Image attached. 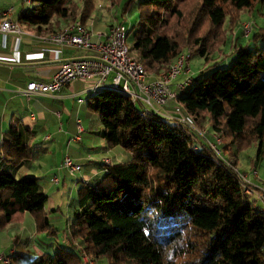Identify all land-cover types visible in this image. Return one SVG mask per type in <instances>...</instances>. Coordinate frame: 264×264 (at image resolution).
I'll list each match as a JSON object with an SVG mask.
<instances>
[{"label": "trees", "instance_id": "16d2710c", "mask_svg": "<svg viewBox=\"0 0 264 264\" xmlns=\"http://www.w3.org/2000/svg\"><path fill=\"white\" fill-rule=\"evenodd\" d=\"M110 2L121 5V15L137 13L127 39L145 71L158 77L184 51L203 60L199 75L218 65L221 60L212 61L227 44L225 25H238L264 0ZM33 3L19 20L51 33L60 21L85 25L96 9L94 0ZM230 54L236 55L231 65L194 76L175 102L196 128L219 138L220 152L230 153L232 162L187 124L134 105L119 91H97L86 101L96 117L92 126H100L107 147L122 149L125 159L102 167L94 184L78 182L69 249L39 259L14 255L13 263L83 264L85 255L109 264H264V209L234 170L241 151L255 147V158L264 156V30L233 45ZM1 150L0 161L10 163L31 155L13 126ZM47 200L37 178L0 172V231L29 214L37 234L55 236Z\"/></svg>", "mask_w": 264, "mask_h": 264}, {"label": "crops", "instance_id": "0c3cea01", "mask_svg": "<svg viewBox=\"0 0 264 264\" xmlns=\"http://www.w3.org/2000/svg\"><path fill=\"white\" fill-rule=\"evenodd\" d=\"M103 16L106 19L105 15ZM12 18L19 24L22 33L20 35L0 33V155L3 154L1 145L4 134L11 126L20 134L23 144L31 148V155L17 164L0 161V172L12 174L15 178L24 176L37 178L41 191L48 197L44 207L46 216L52 225H57L60 222L57 213L61 214V211L49 192L54 186L56 188L64 186L69 177L65 171L61 172V176L56 174L61 165L58 161H63L67 155L82 164L81 180L94 184L104 173L98 162L99 158L105 155L112 160L114 157L113 162H118L125 159V153L118 147H107L101 135V127L92 126L96 117L86 108L87 99L93 95L90 83L76 80L55 95L26 96L27 83L46 82L54 76L62 61L87 53L74 48L49 47L41 40L43 35L51 33L45 27L38 28L19 20L20 14L15 13V10L12 11ZM101 18L102 14L95 9L85 24L94 40L99 38L97 36L99 33L108 30L101 23ZM64 25L65 23L60 21L54 26V31ZM151 78L156 77L151 75ZM181 80L175 79L172 88L175 89V84ZM83 95H86V98H83ZM171 106L172 104L166 111L170 110ZM76 122H80L84 128L81 143L78 145L69 143L76 134ZM117 153L119 156H116ZM89 154L97 161L88 163L86 158ZM55 176L59 179L58 184L51 182ZM68 179L74 183L70 177ZM75 199L76 196L70 198L67 210L68 216L65 221L68 232L72 225V213L77 209ZM47 240L49 238L44 234H37L34 219L26 214L21 222L9 223L0 231V255L8 257L9 264H14L10 257L12 251L14 255L39 259L44 254H50L51 249L52 251L58 249L55 241L48 245ZM0 264L4 263L0 261Z\"/></svg>", "mask_w": 264, "mask_h": 264}, {"label": "built area", "instance_id": "2783aa9c", "mask_svg": "<svg viewBox=\"0 0 264 264\" xmlns=\"http://www.w3.org/2000/svg\"><path fill=\"white\" fill-rule=\"evenodd\" d=\"M32 4L33 0H25ZM28 14H31L30 12ZM248 27V26H247ZM128 29L123 24L112 25L106 32L99 33L96 40L91 31L78 22L66 24L59 30L43 35L41 40L49 47L62 49L74 48L86 52L81 56L68 58L62 61L54 76L46 82L31 81L27 83L25 94L55 95L69 87L74 81L80 80L91 84L92 94L102 89H113L128 96L134 105L141 104L145 109L165 118L172 119L190 126L199 136L207 141L216 153V144H212L206 137V132L196 128L186 116L182 107L178 105L176 97L179 91L191 84L190 78L175 84L172 83L182 73L186 63L190 59L189 54L182 53L173 61L168 70L156 78L145 71L136 56L131 55L127 46ZM0 33L20 35L19 24L12 18L11 9H0ZM111 76V80H109ZM172 104L171 109L166 108ZM76 134L69 140L70 144L81 143V135L84 128L80 122H76ZM217 137V136H216ZM220 140L217 137V143ZM88 163L97 161L92 154L87 155ZM98 162L105 168L113 164L109 156L102 155ZM62 167L72 180H79L83 165L75 162L71 157L64 156ZM237 177L245 187V193L257 198L264 209V190L254 191L248 185L247 178L237 169ZM257 174L254 172V176ZM51 182L59 183L58 177H53ZM14 255L12 251L10 257ZM0 261L9 264L10 259L0 255ZM83 264H95L82 255Z\"/></svg>", "mask_w": 264, "mask_h": 264}, {"label": "rangeland", "instance_id": "374dc122", "mask_svg": "<svg viewBox=\"0 0 264 264\" xmlns=\"http://www.w3.org/2000/svg\"><path fill=\"white\" fill-rule=\"evenodd\" d=\"M96 11L102 14L101 23L106 28H110L112 25L116 24H123L129 30L133 25L137 22V13H132L131 15L125 14L121 15V5L119 7L111 6L110 0H94ZM12 5V7L8 6ZM33 4H28L26 1L22 2V0H0V9H11L12 11L15 10V13H19L20 16L27 11L28 8H32ZM2 7V8H1ZM105 18L104 19V16ZM248 26V27H247ZM63 27V26H62ZM61 28L57 27V29ZM227 30V44L222 47L219 53H216L213 56V61H220L221 62L209 68H206L200 75L198 74L203 68V60L197 56H192L188 62L186 63L185 68L183 69L182 73L176 78V80L182 79L184 81L186 78H193L194 76L204 77L210 74L213 70L220 67H226L231 65L236 60V55H231L230 53L233 50V45L237 44H245L250 40V38L258 33L259 30H264V3L258 5L253 11L245 12L241 15L238 25L230 27L227 24L225 25ZM131 37L127 39V46L131 55H134L132 45H131ZM251 44V43H250ZM184 53L188 54V51H184ZM230 54V55H229ZM111 78V76L109 77ZM180 83V81H178ZM193 86V85H192ZM190 86L187 91H190L192 88ZM83 98H86V95H83ZM206 132L207 139L212 143L216 144V149L218 150V154L223 157L225 160L232 162V158L230 153L223 155L220 152V148L222 144L219 142L217 143V137L214 133H212L209 128L204 130ZM116 156H119L117 153ZM61 155H59L60 159ZM256 148L252 147L247 150L241 151L237 153L236 157V169L242 173L247 180L250 181L248 184L252 190L258 191V189L264 190V156L257 160L256 158ZM62 160V159H61ZM114 160V157H113ZM59 169L57 170L56 174L61 176V172L63 173L64 170L62 169V161H58ZM254 172L257 174L254 176ZM65 173V172H64ZM67 175V174H66ZM52 175H50L51 177ZM69 178V177H68ZM67 178L66 183L64 186H59L56 188L55 186L52 187L49 194H52V199L57 202V206H59L61 214L57 213L60 216V222L57 225H53L55 227L56 235L45 237L49 238L47 240V244L51 242H56L58 245V249L52 251L51 249L50 254H54L59 249L70 247L67 240L65 239L68 235V231L66 230V218L68 216L67 210L69 208L70 198H74L76 196L77 188L81 183H78L79 180H73L74 183ZM72 188V189H71ZM252 197V196H251ZM39 242V241H37ZM46 242V241H45ZM41 245V244H39ZM55 246V245H54ZM56 248V247H55ZM48 249V248H47ZM50 250V249H48ZM73 251L79 255L80 252L77 249H73ZM32 258V257H31ZM95 264H109L107 258L100 259L98 261H94Z\"/></svg>", "mask_w": 264, "mask_h": 264}]
</instances>
